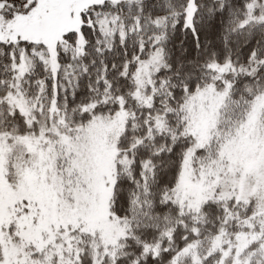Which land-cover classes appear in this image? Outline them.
Returning <instances> with one entry per match:
<instances>
[{
    "label": "snow or ice",
    "instance_id": "6c2138e0",
    "mask_svg": "<svg viewBox=\"0 0 264 264\" xmlns=\"http://www.w3.org/2000/svg\"><path fill=\"white\" fill-rule=\"evenodd\" d=\"M0 264H264V0H0Z\"/></svg>",
    "mask_w": 264,
    "mask_h": 264
}]
</instances>
